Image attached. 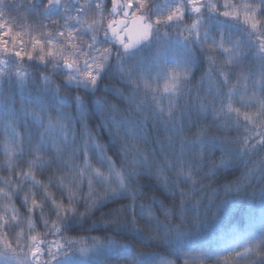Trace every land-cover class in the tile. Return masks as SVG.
<instances>
[{
    "label": "snow or ice",
    "instance_id": "snow-or-ice-1",
    "mask_svg": "<svg viewBox=\"0 0 264 264\" xmlns=\"http://www.w3.org/2000/svg\"><path fill=\"white\" fill-rule=\"evenodd\" d=\"M0 264H264V0H0Z\"/></svg>",
    "mask_w": 264,
    "mask_h": 264
},
{
    "label": "trees",
    "instance_id": "trees-1",
    "mask_svg": "<svg viewBox=\"0 0 264 264\" xmlns=\"http://www.w3.org/2000/svg\"><path fill=\"white\" fill-rule=\"evenodd\" d=\"M111 207H115V205H109V208ZM104 211H107V209H104ZM97 215H99V213H97Z\"/></svg>",
    "mask_w": 264,
    "mask_h": 264
}]
</instances>
